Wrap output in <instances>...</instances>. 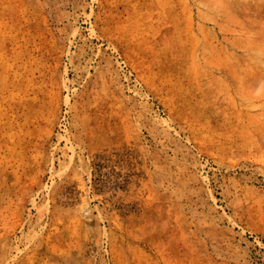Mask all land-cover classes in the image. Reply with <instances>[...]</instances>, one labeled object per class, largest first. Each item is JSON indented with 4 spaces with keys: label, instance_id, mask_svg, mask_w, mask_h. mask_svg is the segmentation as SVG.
I'll return each instance as SVG.
<instances>
[{
    "label": "rangeland",
    "instance_id": "obj_1",
    "mask_svg": "<svg viewBox=\"0 0 264 264\" xmlns=\"http://www.w3.org/2000/svg\"><path fill=\"white\" fill-rule=\"evenodd\" d=\"M0 264H264V0H0Z\"/></svg>",
    "mask_w": 264,
    "mask_h": 264
}]
</instances>
